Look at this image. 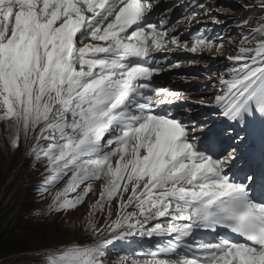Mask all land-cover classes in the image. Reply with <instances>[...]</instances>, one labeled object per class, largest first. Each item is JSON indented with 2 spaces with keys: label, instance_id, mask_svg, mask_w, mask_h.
<instances>
[{
  "label": "snow or ice",
  "instance_id": "1",
  "mask_svg": "<svg viewBox=\"0 0 264 264\" xmlns=\"http://www.w3.org/2000/svg\"><path fill=\"white\" fill-rule=\"evenodd\" d=\"M190 2L193 16L204 9L222 22ZM159 7L0 0V121L11 147L31 142L46 162L45 192L63 181L49 205L57 211L76 209L103 181L85 224L92 239L46 250L42 264H106L114 241L137 235L167 239L150 259L113 264H264V21L230 41L214 95L199 99L223 118L203 139L191 110H175L179 94L156 81L178 65L157 55L220 53L225 37L197 30L189 47L172 6L153 19Z\"/></svg>",
  "mask_w": 264,
  "mask_h": 264
},
{
  "label": "rangeland",
  "instance_id": "2",
  "mask_svg": "<svg viewBox=\"0 0 264 264\" xmlns=\"http://www.w3.org/2000/svg\"><path fill=\"white\" fill-rule=\"evenodd\" d=\"M254 1L257 0H243L246 4H251ZM259 1V0H258ZM219 4H216L217 6ZM212 15H215L214 8L212 7ZM234 9H241V14L245 12L244 17H235L240 15V10H234ZM248 10L247 7L243 6H233V7H226V5H219L217 8V17L221 23H214V22H202L199 23L197 26V30H204L207 29V32L205 33L209 38L216 39L217 37L223 36L226 40L229 42L231 40L238 41L241 38V35L243 34V28L244 33L251 28L257 27L258 23L261 21H264V17H257L255 18V14L257 12L255 10L252 11H246ZM220 15V16H219ZM251 18L245 21L246 19ZM212 20V18L210 19ZM243 26V28L241 27ZM247 29V30H246ZM219 42V40H217ZM208 51V50H207ZM210 53L224 56L227 52L222 51L220 53H217L215 49L212 51H208ZM185 58V55H180V59ZM182 75L185 77H189L191 73L186 72L184 70L179 69ZM183 76V77H184ZM201 79L200 77H197ZM215 90L212 93H205L202 95V97L212 96L214 95ZM12 129L9 127V125L6 122L0 121V207H2L5 204V201L7 199L5 192L3 191V186L8 179H10L11 184L8 186V188L12 185L14 180L17 178V182H30L33 181V173L30 172L27 162L35 160V157L31 155V146L30 141L20 144V148L15 150L16 152L11 151V144H10V136L12 135ZM27 154V157L25 156ZM25 162L22 165L23 161ZM22 161V162H21ZM40 165L44 166L46 168V162H42ZM63 186V181L61 182V187ZM38 193V192H36ZM51 199L48 201L46 205H43V207L40 209V214L36 216L38 219L35 220V223H42L43 225H48L49 230L54 231L53 228H56V226L53 225H59V227L62 229L63 233L66 235V239H71V235L76 234L77 230L79 229V220L83 215V212L89 213L91 211V197L90 194L87 195L85 198V201L83 204L78 206L74 210H69L67 212H63L61 216L57 217L54 215L53 211L54 208H50L49 205L52 203ZM82 207H86L85 209H82ZM116 211V208L113 212ZM112 212V213H113ZM97 215H101V217H107V214H101L97 213ZM115 215H112V219H114ZM100 222V221H99ZM73 239H76L75 237ZM115 246L111 245L109 246V251L107 255V262H110V264H113L114 261H117L118 258L122 254H118V252H121L122 250L116 251ZM117 254V255H116ZM25 256V259H30V255H21ZM24 258L17 257L15 260H11L10 264H16L18 260H24Z\"/></svg>",
  "mask_w": 264,
  "mask_h": 264
},
{
  "label": "trees",
  "instance_id": "3",
  "mask_svg": "<svg viewBox=\"0 0 264 264\" xmlns=\"http://www.w3.org/2000/svg\"><path fill=\"white\" fill-rule=\"evenodd\" d=\"M5 194L7 199L0 207V259L65 242L63 234L55 235L57 226L51 231L48 225L28 220L34 205L31 206L27 187H10L5 190Z\"/></svg>",
  "mask_w": 264,
  "mask_h": 264
},
{
  "label": "clouds",
  "instance_id": "4",
  "mask_svg": "<svg viewBox=\"0 0 264 264\" xmlns=\"http://www.w3.org/2000/svg\"><path fill=\"white\" fill-rule=\"evenodd\" d=\"M202 2H204L205 4H206V6L208 7V8H211L212 10H213V8L212 7H215L214 8V12H215V17H217L218 15H217V8H218V6L219 5H221V4H223V5H225L221 0H210V1H207V0H202ZM216 4H219V5H217V6H215ZM234 4L235 5H233V6H243V7H246V6H251V5H253V4H246V3H244L243 2V0H235L234 1ZM232 6V7H233ZM226 7H230V6H227L226 5ZM201 11H199L198 13H199V15H195L194 16V26H193V29L194 30H196L197 31V26H198V24L199 23H202V22H213V19L212 20H210L211 19V17H208V16H205L204 15V12H205V10L204 9H200ZM234 10H240V15L239 16H235V17H243V15L245 14V12L243 13V14H241V9H234ZM220 16V15H219ZM198 17V18H197ZM196 19L198 20V22L196 21ZM190 34H195V33H190ZM184 36L185 35H183V34H180V37L181 38H184ZM191 43H192V39L190 40V42L188 43L189 44V47H191ZM183 50H180V52H182ZM184 53H185V55H187L188 54V52H186V51H183ZM175 72H177V73H175ZM181 71L179 70V71H169V72H163V73H161V75L159 76V82H163V84L164 83H166V84H170L172 81H174L175 79H176V77L177 76H181V77H183L184 75H182L181 73H180ZM9 182H10V179H8V181L6 182V180H5V183H4V186L2 187L3 188V191H5V188L7 187V185L9 184Z\"/></svg>",
  "mask_w": 264,
  "mask_h": 264
},
{
  "label": "bare ground",
  "instance_id": "5",
  "mask_svg": "<svg viewBox=\"0 0 264 264\" xmlns=\"http://www.w3.org/2000/svg\"><path fill=\"white\" fill-rule=\"evenodd\" d=\"M159 4L161 8L165 9L169 2L167 0H160ZM165 241L166 239L164 238L153 237L152 242H143L141 243L140 248H135V254L141 260L150 259L151 257L146 254L150 251H154L158 243H164ZM136 249H139V251H136ZM143 251H145V253H143Z\"/></svg>",
  "mask_w": 264,
  "mask_h": 264
}]
</instances>
